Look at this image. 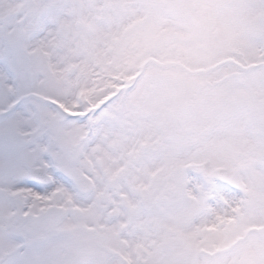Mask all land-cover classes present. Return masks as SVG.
Wrapping results in <instances>:
<instances>
[{
    "label": "snow or ice",
    "instance_id": "1",
    "mask_svg": "<svg viewBox=\"0 0 264 264\" xmlns=\"http://www.w3.org/2000/svg\"><path fill=\"white\" fill-rule=\"evenodd\" d=\"M0 264H264V0H0Z\"/></svg>",
    "mask_w": 264,
    "mask_h": 264
}]
</instances>
